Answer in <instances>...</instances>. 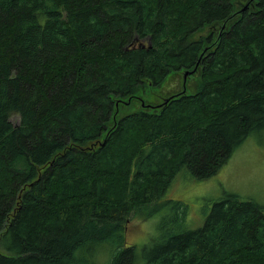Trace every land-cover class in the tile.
I'll return each mask as SVG.
<instances>
[{
	"label": "trees",
	"instance_id": "trees-1",
	"mask_svg": "<svg viewBox=\"0 0 264 264\" xmlns=\"http://www.w3.org/2000/svg\"><path fill=\"white\" fill-rule=\"evenodd\" d=\"M247 1L0 0V264H98L106 244L108 264H137L135 209L182 168L204 181L250 136L264 142V0L215 44ZM204 49L191 95L110 119ZM212 205L192 231L188 206L163 216L145 264H264V205L233 193Z\"/></svg>",
	"mask_w": 264,
	"mask_h": 264
},
{
	"label": "rangeland",
	"instance_id": "rangeland-1",
	"mask_svg": "<svg viewBox=\"0 0 264 264\" xmlns=\"http://www.w3.org/2000/svg\"><path fill=\"white\" fill-rule=\"evenodd\" d=\"M186 71L182 70L171 74L158 87L146 82L136 90V94L132 98L125 99L116 105L110 119L118 121L120 117L134 112L159 110L167 103V99L182 92V76ZM199 79L200 76L197 73L188 76L186 96L195 92L194 88ZM191 178L187 169L182 168L172 180L165 195L149 211L140 212L135 209L130 215L124 234L126 247L133 246L137 250V264H145L142 259V249L144 245L149 244L160 234L158 227L163 216L169 218L179 211L186 212L188 206L186 227L192 231L204 225L205 217L210 213L212 204L228 193L253 198L264 205V142H259L256 135L250 136L234 151L232 157L216 176L204 181H196ZM118 191L119 188L111 191L110 196L115 200L118 197ZM166 201L180 202L182 207L176 209L172 206L173 204L163 207ZM157 210L160 213L150 217ZM113 247L112 244L97 247L91 252L94 257L92 261L98 264H108L113 257ZM256 261L262 264L260 259Z\"/></svg>",
	"mask_w": 264,
	"mask_h": 264
},
{
	"label": "water",
	"instance_id": "water-1",
	"mask_svg": "<svg viewBox=\"0 0 264 264\" xmlns=\"http://www.w3.org/2000/svg\"><path fill=\"white\" fill-rule=\"evenodd\" d=\"M253 3H254V0H248L245 4H242V5L240 6L241 9H239L238 11H236L235 13H233V14L231 15V17H230L227 21H225V22H223V23L220 24V28H219V31H218V36H216L217 39H216L215 44L218 42V40H219V38H220L219 36H221V35L223 34L224 30L226 29V27H227V25H228V22H232V21H233L235 18H237L238 16L244 14V12L247 11L248 8H250L251 5H252ZM215 44H214V45H215ZM207 51H208V49H204L202 55H201L200 58H199V61H198L197 65L195 66V68H194L193 70H191V71H186V72L183 73V76H182V77H183V88L181 89L182 92L179 93V94H177V95H175V96H173V97H171V98H169V99H167L166 102H169L171 99H174L175 97H179V96L186 95V91H187L186 88H187V80H188V76H191V75L195 74V73L198 71V68H199L200 65H201L200 62H202V58H203V56L205 55V53H206ZM166 102H165V103H166ZM166 104H167V103H166Z\"/></svg>",
	"mask_w": 264,
	"mask_h": 264
}]
</instances>
